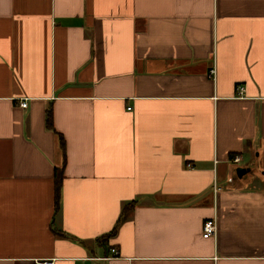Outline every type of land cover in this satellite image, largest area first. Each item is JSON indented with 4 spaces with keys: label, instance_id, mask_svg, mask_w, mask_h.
<instances>
[{
    "label": "crops",
    "instance_id": "crops-1",
    "mask_svg": "<svg viewBox=\"0 0 264 264\" xmlns=\"http://www.w3.org/2000/svg\"><path fill=\"white\" fill-rule=\"evenodd\" d=\"M44 261L264 264V0H0V264Z\"/></svg>",
    "mask_w": 264,
    "mask_h": 264
},
{
    "label": "trees",
    "instance_id": "trees-1",
    "mask_svg": "<svg viewBox=\"0 0 264 264\" xmlns=\"http://www.w3.org/2000/svg\"><path fill=\"white\" fill-rule=\"evenodd\" d=\"M46 128L49 130H53L52 128V114H51V110L48 111L46 113ZM61 181H62V171H55L54 174V181H53V190H54V200H55V205H58V200H59V193H60V187H61ZM133 204L130 203L128 205H126L123 209V212H127V210L129 209V207H132ZM119 223V222H118ZM118 223L115 225L114 229L110 232L109 236H113L116 231H117V227H118Z\"/></svg>",
    "mask_w": 264,
    "mask_h": 264
},
{
    "label": "built area",
    "instance_id": "built-area-1",
    "mask_svg": "<svg viewBox=\"0 0 264 264\" xmlns=\"http://www.w3.org/2000/svg\"><path fill=\"white\" fill-rule=\"evenodd\" d=\"M20 107L25 108L26 107V102L22 101L19 104ZM240 161V158L238 156L232 158V163H238ZM216 220L214 218L208 219L204 222L203 227H202V237L203 238H209V237H214L216 234ZM112 254H116V251L114 249L111 250ZM41 264H54L53 261H44Z\"/></svg>",
    "mask_w": 264,
    "mask_h": 264
},
{
    "label": "water",
    "instance_id": "water-1",
    "mask_svg": "<svg viewBox=\"0 0 264 264\" xmlns=\"http://www.w3.org/2000/svg\"><path fill=\"white\" fill-rule=\"evenodd\" d=\"M240 172V171H239Z\"/></svg>",
    "mask_w": 264,
    "mask_h": 264
}]
</instances>
